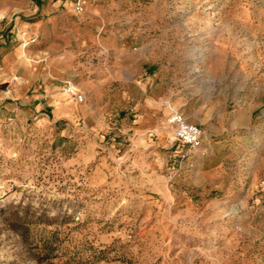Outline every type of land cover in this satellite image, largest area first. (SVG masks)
I'll use <instances>...</instances> for the list:
<instances>
[{
	"label": "rangeland",
	"instance_id": "obj_1",
	"mask_svg": "<svg viewBox=\"0 0 264 264\" xmlns=\"http://www.w3.org/2000/svg\"><path fill=\"white\" fill-rule=\"evenodd\" d=\"M0 16V264H264V0Z\"/></svg>",
	"mask_w": 264,
	"mask_h": 264
},
{
	"label": "built area",
	"instance_id": "obj_2",
	"mask_svg": "<svg viewBox=\"0 0 264 264\" xmlns=\"http://www.w3.org/2000/svg\"><path fill=\"white\" fill-rule=\"evenodd\" d=\"M86 0H74V7L78 13L84 11ZM1 19V16H0ZM67 92L75 95L78 100H83V95L75 90L74 86L66 89ZM169 113L165 118L166 124L173 127L174 135L178 142L189 148L201 146L202 133L199 126L190 122L183 112L169 104Z\"/></svg>",
	"mask_w": 264,
	"mask_h": 264
},
{
	"label": "crops",
	"instance_id": "obj_3",
	"mask_svg": "<svg viewBox=\"0 0 264 264\" xmlns=\"http://www.w3.org/2000/svg\"><path fill=\"white\" fill-rule=\"evenodd\" d=\"M7 58H10V57L7 55Z\"/></svg>",
	"mask_w": 264,
	"mask_h": 264
}]
</instances>
